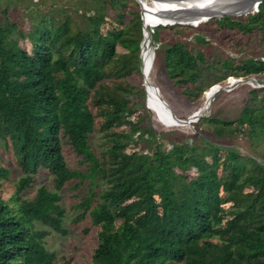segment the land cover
<instances>
[{"label": "trees", "instance_id": "obj_1", "mask_svg": "<svg viewBox=\"0 0 264 264\" xmlns=\"http://www.w3.org/2000/svg\"><path fill=\"white\" fill-rule=\"evenodd\" d=\"M75 1L83 26L63 8L27 10V29L9 17L8 7L2 11L0 146L12 149L22 176L4 197L1 187L11 170L0 160V264H62L46 237L69 232L60 203L67 184L87 187L75 204V220L89 217L98 227L88 264H264V148L257 157L201 133L166 141L169 134L149 121L145 83L143 89L118 81L140 71L139 2ZM161 24L153 26V40L162 46L167 77L184 86L189 101L229 75L264 73V57L226 58L222 73L205 79V44L196 49L188 38L167 39L187 29L203 40L223 30L226 37L258 31L264 38V1L241 16ZM209 25L213 29L201 30ZM262 91H250L235 119L206 113L193 123L215 138L243 135L264 144ZM93 134L99 155L90 144ZM67 146L85 169L70 167ZM41 170L52 175L54 187L42 184L32 198L25 197Z\"/></svg>", "mask_w": 264, "mask_h": 264}, {"label": "rangeland", "instance_id": "obj_2", "mask_svg": "<svg viewBox=\"0 0 264 264\" xmlns=\"http://www.w3.org/2000/svg\"><path fill=\"white\" fill-rule=\"evenodd\" d=\"M132 2L134 3V0H132ZM84 3H86V0H84ZM133 3H130L128 9H133ZM142 4L146 14V35L141 49V42L144 32L142 27V38L139 51L140 58L138 62L140 71L133 73V75L128 79L120 78L118 81L124 82V80H129L131 84L145 89L144 83L148 87L149 74L151 75L150 78L152 83L158 89H160L163 101L167 105H171L170 107L173 110L172 114L174 116L173 126L169 127L166 124L161 123L158 120V114H156L155 110L149 103L147 91L146 103L148 101L147 105L149 107V112L152 114L149 121L151 122L153 128L158 132L168 133L169 135L167 136L166 141L201 133L206 134L207 138L216 144L227 147L235 146L243 153H248L253 156L256 155L257 157L260 156V152L263 150L264 144L252 140L250 141L249 138L243 135H239L238 137L234 138L231 136L215 138V136L209 133L207 129L202 126L201 128H198L197 123L193 122L196 120V117L206 113L207 116L211 117L235 119L243 110L247 100L249 99L250 91L252 89L256 87L260 88L263 90L262 93H264V73L253 74L251 76L229 75V77L219 81L217 83L218 85L214 88L209 89L210 84H208L204 97L201 96V98L196 101H189L182 93L184 86L177 87L173 85L167 77L164 68V53L162 46L159 47V45L153 40V26L156 25L157 22L165 23L168 20L183 19L186 15L179 11L174 12L172 16H166L160 19L161 16L166 14L164 11L154 8L148 0H142ZM80 5L81 4L75 0H0V20L3 19L2 11L8 7L9 17L17 21L20 25L25 22V28L27 29L29 25L28 22L25 21V13L27 10L34 9L36 12L47 13L52 8H63L66 13L73 14L76 22L80 26H83L85 21L82 14L75 12L76 7ZM131 17L132 15L130 14L128 19ZM184 20H188L191 23H198L197 19L192 17H185ZM148 26H151L150 29ZM211 29H213V26L211 25L201 28V30ZM105 30L106 28L103 29V31ZM197 32L198 31L195 29H187L183 32V35L175 34L172 36H167V39L174 41L181 37L188 38V40L193 44V46H195L196 49L200 45L199 42H203V44H205L204 50L207 61L202 65L203 78L205 79L211 75L210 73H212V75H219L222 73V70L219 69V67L223 59L231 58L234 61H237L249 58L264 57V38L258 31L247 36L237 34L236 36L231 35L227 37L222 35L224 30L223 32L215 31L213 36L207 38L208 40L197 38L199 36L197 35ZM162 39L164 38L162 37ZM24 45L29 47L26 42ZM118 51L120 53H124L126 50H124L122 47H119ZM211 66L215 70H212L210 68ZM230 78L235 79H231L229 83L228 80ZM208 92H210L209 105L205 111L201 112V106L204 103V99ZM137 100L139 102H143L141 97H138ZM139 109V112H142L141 115L147 116L142 107ZM178 119H183L185 121ZM147 122L148 120H146L145 125H147ZM170 133H173V135ZM90 144L94 152L99 155L100 143L96 134L91 135ZM65 154L68 164L72 169H85L86 164L81 161V156L77 155L70 147H65ZM0 160L3 165L11 170L10 178L6 181H3L1 187L2 195L4 197H8L13 192L16 182L22 176V171L19 164L16 162V158L12 152V149H6L4 146H0ZM42 184H46L49 188L54 187L52 175L46 170H41L40 173L36 175V180L32 186L24 192V196L32 198L37 188ZM86 192L87 187L83 186L77 189L74 188L72 184H67V186H65V188L61 191L62 200L60 203L67 210L65 226L69 232L67 235H61L59 233L52 232L46 237V246L50 251L56 253L62 264H66L64 259H70V264H88L92 258L93 250L97 245L98 227L92 225L89 217L81 221L75 220L77 214L80 212L78 208L75 207V204L81 200V196ZM40 227L44 226L40 225Z\"/></svg>", "mask_w": 264, "mask_h": 264}, {"label": "bare ground", "instance_id": "obj_3", "mask_svg": "<svg viewBox=\"0 0 264 264\" xmlns=\"http://www.w3.org/2000/svg\"><path fill=\"white\" fill-rule=\"evenodd\" d=\"M148 1L152 4L154 8L160 9L166 13L163 16H161L160 19H162L163 17H166V16H172L174 12H179L180 8L178 7L193 5L194 3L201 5V6L208 5V6L215 7V8L228 9L234 5H238L246 1L249 2L250 0H148ZM144 18H146V14ZM145 35H146V29H145V22H144V38H145ZM144 38L141 43V49H142ZM150 76L151 75L149 74V78H148L149 85L148 87L146 86L147 91H148L149 103L151 107L155 110L156 114H158L159 116L158 120L161 123L166 124L167 126L171 127L173 126V123H174V116L172 114L173 110L170 107L171 105L169 106L163 101L160 89H158L152 83ZM209 93L210 92H208L207 96L204 99V103L201 106L202 107L200 110L201 112L205 111L209 105V102H210Z\"/></svg>", "mask_w": 264, "mask_h": 264}, {"label": "water", "instance_id": "obj_4", "mask_svg": "<svg viewBox=\"0 0 264 264\" xmlns=\"http://www.w3.org/2000/svg\"><path fill=\"white\" fill-rule=\"evenodd\" d=\"M140 4V8H141V16L143 19V29H144V17H145V13H144V7L142 4V0H137ZM264 1V0H250L249 2H244V3H240L238 5H234L228 9H222V8H215V7H211L208 5H198L196 3H194L193 5H189V6H181L178 7L180 8L179 10L186 15L185 17L187 18H194L197 19L198 22H202L203 20H208L211 18H220L223 17L225 15L228 16H241V15H245L248 13H253L255 11L258 10V7L260 5V3ZM184 17V18H185ZM183 19H173V20H168L165 23H162L161 25H167V24H185V25H193V23H191L188 20H184ZM160 24L159 22H157L156 25ZM148 106V105H147ZM149 108V107H148ZM181 121H185L183 119H179Z\"/></svg>", "mask_w": 264, "mask_h": 264}, {"label": "built area", "instance_id": "obj_5", "mask_svg": "<svg viewBox=\"0 0 264 264\" xmlns=\"http://www.w3.org/2000/svg\"><path fill=\"white\" fill-rule=\"evenodd\" d=\"M231 79H235V78H230V79L228 80L229 83H230V80H231ZM236 80H237V79H236Z\"/></svg>", "mask_w": 264, "mask_h": 264}]
</instances>
